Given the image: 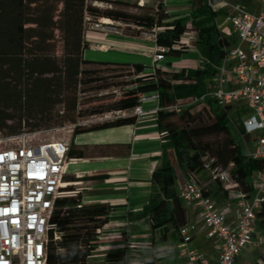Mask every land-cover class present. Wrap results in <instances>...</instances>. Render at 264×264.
<instances>
[{"label": "trees", "instance_id": "trees-1", "mask_svg": "<svg viewBox=\"0 0 264 264\" xmlns=\"http://www.w3.org/2000/svg\"><path fill=\"white\" fill-rule=\"evenodd\" d=\"M91 1L114 6L125 4L121 0H0V132L16 135L24 130L71 123L74 125L72 133L76 134L133 123L135 115L88 127L79 126L76 119L81 116L77 111L78 86L97 79L87 76L92 70L83 66L124 64L133 69L132 86L109 106L88 113L131 109L139 102L141 94L157 93L159 131L173 148L177 163L184 166L185 173L200 171L205 158H212V165L228 168L239 186L251 191L252 173L264 170V159L255 160L245 155L241 141L226 118L232 106L223 110L207 99L182 106L179 111L171 108L178 101L205 94L210 88L216 66L229 45L215 22L221 11H214L204 3L188 16L167 20L163 0L155 1L154 13L113 6L101 9ZM135 6L142 10L146 5H139L136 0ZM86 15L104 24L117 21L147 30L157 27L155 43L167 48L160 60L166 66L190 51L180 40L190 22L196 31V46L205 51L206 61L202 66L182 70L154 66L153 71H145L153 66L88 58L85 55L88 43L84 37ZM59 105L63 107L62 112L56 109ZM199 105L207 107L205 111L210 120H203L202 113L196 109ZM78 154L69 147V157L75 158ZM75 180L68 174L63 177V181L70 184ZM70 184L63 190L71 191ZM152 184V192L143 207L151 217L152 227L169 225L177 230L186 224L187 210L178 196L174 170L165 155L160 167L152 173ZM203 192L206 195L205 190ZM108 215L106 203L82 204L80 195L58 197L50 221L61 236L59 240L51 237L48 241L47 264H86L96 247L97 229L107 222ZM256 227L264 235V203L256 211ZM124 258V249L105 255V260L110 262L122 263Z\"/></svg>", "mask_w": 264, "mask_h": 264}, {"label": "built area", "instance_id": "built-area-1", "mask_svg": "<svg viewBox=\"0 0 264 264\" xmlns=\"http://www.w3.org/2000/svg\"><path fill=\"white\" fill-rule=\"evenodd\" d=\"M255 1L257 11L239 1L205 0L214 11L226 9L225 24L217 27L229 45L216 66L210 88L205 94L192 97L189 104L211 99L223 110L231 105L232 111L226 115L231 128L244 143L245 155L259 160L264 159V0ZM138 4L144 5V0H138ZM102 24L96 21L90 28L102 29ZM156 31L157 27H153L142 33L155 42ZM113 33L122 32L115 29ZM166 50L156 45L153 61L162 60ZM148 100L158 101V94H141L139 102L131 108V115H140L142 103ZM238 101L242 102L241 106L236 105ZM172 107L176 111L181 108ZM120 113L127 114L124 110ZM73 126L62 136L57 135L58 127L24 130L11 136L10 143L0 148V264H47L48 241L51 237L59 240L61 236L50 221L54 203L58 197L68 195L63 188L70 182H64L63 177L68 166L77 161L68 156ZM249 141H253L252 148ZM205 159L203 168L209 178L234 194L235 216L233 221L226 222V209L218 208L204 194L196 173H185L186 180L178 196L185 205L200 208L206 235L212 240L217 257L210 263L203 253L189 246L194 228L189 223L177 229L179 253L185 259L184 264H236L253 239L256 211L264 203V170L252 173V189L246 191L229 174L228 168L212 165V158ZM100 231L101 228L97 229V236ZM89 262L90 255L86 264Z\"/></svg>", "mask_w": 264, "mask_h": 264}, {"label": "crops", "instance_id": "crops-1", "mask_svg": "<svg viewBox=\"0 0 264 264\" xmlns=\"http://www.w3.org/2000/svg\"><path fill=\"white\" fill-rule=\"evenodd\" d=\"M227 1L243 2L250 10L258 9L255 0ZM150 2L153 0H144V3ZM204 3L205 0H165L167 20L188 16L192 10ZM219 10L225 24L226 9ZM136 28L130 26L124 28L121 34L110 33L105 36L99 30L85 27L84 37L88 43L85 55L95 60L150 63L152 66L167 70L194 68L202 66L206 61L205 57L199 55L196 31L190 22L180 38L181 42L190 47V51L172 60L168 66L161 61L153 62L152 54L156 44L153 40L141 36ZM145 71H152V67L145 68ZM190 101L191 99L181 100L175 105L182 107L188 105ZM142 108L143 112L135 116V121L131 124L70 133V147L80 154L75 156L77 161L69 166H73L72 171L77 173L76 177L80 178V182L86 183L83 202L88 204L101 202L109 205L108 220L101 227L88 264H184L185 259L179 253L180 236L177 230L169 225L153 228L151 217L143 211V207L153 189L152 173L160 167L163 155L173 167L177 193L186 180L185 168L177 163L173 148L167 145L168 140L159 131L158 101L143 102ZM124 111L127 114L121 115L118 111L109 118L90 119L77 124L88 127L131 115V109ZM99 175L104 177L97 178ZM196 177L206 196L210 197L218 208L226 209V222L233 221L234 194L224 190L220 183L211 180L204 168L196 172ZM185 208L187 223L194 226L189 246L198 249L210 263H214L217 257L216 249L206 235L200 208L193 205H185ZM256 229L257 227L254 236L257 233ZM254 236L239 255L236 264L249 263L244 261L256 248V240L257 243L264 244L262 233L256 238ZM118 249L125 250L122 263L105 260L106 253ZM262 255L264 252L259 256L260 264H264L261 261Z\"/></svg>", "mask_w": 264, "mask_h": 264}, {"label": "rangeland", "instance_id": "rangeland-1", "mask_svg": "<svg viewBox=\"0 0 264 264\" xmlns=\"http://www.w3.org/2000/svg\"><path fill=\"white\" fill-rule=\"evenodd\" d=\"M121 1L125 2V4L114 6L110 3L101 2V1H91V4L101 9L111 8L113 6L117 8H124L132 12H152L154 13V11L156 10V6H155L156 0H153V2H150V3H145L146 6L142 10L135 8L136 0H121ZM257 10L258 9H256L255 11ZM216 21H217L216 25L219 24L220 26H223L224 17L222 16V13L217 14ZM101 22H104V21H101ZM95 23H96V20L92 18L91 19L85 18L84 28L93 27L95 26ZM130 26H133V25L122 24L120 22L114 21L111 25L102 24L101 25L102 29L100 28H94V29L99 30L103 34H104V30L107 31L108 33L104 34L106 36L110 33H113L115 29L120 30L123 33L124 28H130ZM136 30L139 32L141 36H144L142 33L143 31H147V32L150 31L147 29H140V28H136ZM197 50L199 52V55L202 58L206 55L205 51L201 47H198ZM59 52L60 51L58 50V53ZM83 67L89 70H92L91 73L88 74L87 76H91V77L95 76L97 79L95 81L80 84L78 86L77 111L80 112L81 116H78L76 118L77 122L80 123V122H86L90 119L99 120L103 118H109L110 116H113L118 111H121V110H111V111H105V112L95 113V114L88 113L93 110H100L102 108H105L109 106L114 100L119 99L122 96L123 92L132 86L131 82L134 78L133 69L130 66L124 65V64H115V65L91 64V65H84ZM236 105L241 106L242 102L238 101ZM204 108L205 107H203V105H199L196 109L202 113L201 117L203 118V120L205 121L210 120V117H208V114L205 111L207 107L205 109ZM56 109L59 112L63 111V107L61 105L57 106ZM70 125H73V124L67 123L63 126H59V127L57 126L58 128H60L57 135L62 136L66 134V130L68 129ZM57 127H53V128H57ZM62 128H65V129H62ZM11 136L13 135H5L4 133L0 132V148L10 143ZM241 144H242L243 150L245 151L244 143L241 142ZM248 146L252 148L253 141H249ZM72 168L73 166H69L66 173L68 174V176L74 177L76 179L75 180L76 182L72 181L75 183H71L69 185V186H72V189L71 191H67V194L74 195V196L80 195L82 204H88V203H84L82 200L86 183L80 182L81 181L79 180L80 178L76 177L77 173H73ZM256 231L257 233L254 236L255 238L257 235L260 234L258 233L257 229ZM257 242L258 240H256V243H255L256 248L253 250V252L249 253V255L247 256V260L244 259L245 260L244 263L248 261L249 262L248 264H260L259 256L261 255V252H264V244H259ZM261 261L264 262V255L261 256Z\"/></svg>", "mask_w": 264, "mask_h": 264}, {"label": "bare ground", "instance_id": "bare-ground-1", "mask_svg": "<svg viewBox=\"0 0 264 264\" xmlns=\"http://www.w3.org/2000/svg\"><path fill=\"white\" fill-rule=\"evenodd\" d=\"M87 19H89V18H87ZM99 22V21H98ZM102 23V22H101ZM104 24V23H103Z\"/></svg>", "mask_w": 264, "mask_h": 264}]
</instances>
